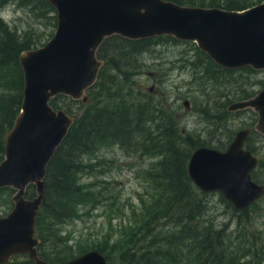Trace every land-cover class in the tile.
Segmentation results:
<instances>
[{
  "label": "water",
  "instance_id": "obj_1",
  "mask_svg": "<svg viewBox=\"0 0 264 264\" xmlns=\"http://www.w3.org/2000/svg\"><path fill=\"white\" fill-rule=\"evenodd\" d=\"M56 10L57 29L43 47L24 51L21 112L6 138L0 163V190L12 188L13 210L0 218V264L28 255L33 264H109L99 251L68 262L40 258L37 217L44 204L48 166L75 118L51 102L67 96L87 104V91L98 80L104 61L98 50L106 38L129 40L169 36L196 43L217 65L231 70L264 71V3L244 11L181 6L166 0H47ZM189 107V102H185ZM251 109L258 114L255 131L264 136V89L254 98L228 106L230 113ZM252 133L244 129L225 151L200 147L192 154L188 174L204 193L220 192L238 212L264 197V185L252 173L259 160L246 149ZM36 186L33 199L27 188Z\"/></svg>",
  "mask_w": 264,
  "mask_h": 264
},
{
  "label": "trees",
  "instance_id": "obj_2",
  "mask_svg": "<svg viewBox=\"0 0 264 264\" xmlns=\"http://www.w3.org/2000/svg\"><path fill=\"white\" fill-rule=\"evenodd\" d=\"M166 1L181 6L221 8L230 11H244L264 3V0ZM11 4L14 7L30 9L31 13L51 14L53 25L57 28L56 10L47 0H0V12ZM157 38L177 41L169 36ZM152 40L153 38L134 41L117 35L106 38L97 53L104 65L97 83L88 90L89 102L83 104L62 95L52 100L54 109H65L69 115L75 117V122L48 166L45 200L37 217L36 234L42 243L46 241L47 235L56 238L57 233L53 231V227L61 220L62 215H76L79 206L91 203L89 193L85 191V187L79 185L78 178L84 171L93 167L85 163L86 156L95 154L101 145L120 144L130 151L152 154L160 161L155 173L150 177L155 184L156 193L152 197L151 206L146 210L148 214L154 213V217L142 228L147 237L144 236L145 241L140 245L136 234L131 233L125 243L120 245L119 253L116 252L117 244L111 248L99 249L109 263L116 264L119 261L121 264H181L187 259L194 264H240V252L235 253L237 251H234V247L226 240L225 227L217 230L204 218L209 210L206 202L209 194L198 189L189 177V161L194 151L200 148L198 143L187 140V148H183L177 124L174 118L166 113V109L153 98L138 101L131 89L132 85L127 83L126 71L122 70L121 75L119 72L113 75L107 71L111 68L118 71L122 59L128 54L134 57L145 52ZM115 41L129 46L126 54L119 52L115 57L114 50L108 51L107 46ZM39 46H44L40 39L32 40L25 34L21 35L0 16V163L5 157L6 138L14 127L23 103L25 84L20 55L24 51L38 49ZM198 51L203 59L198 60L196 65L201 67L200 74L210 81L219 82L222 76L227 75L235 77L236 72H255L251 67L236 70L222 68L207 54ZM122 77L124 80L120 81ZM222 97L226 96H219L221 103H215L212 108L203 110L209 115V122H215L220 115L226 119L231 114L227 105L233 101L230 96L226 100ZM241 97L246 100L252 95L247 90H242ZM61 100H69V105L60 104ZM73 105L77 111L83 110L81 115L74 116ZM215 109L219 116L214 114L211 117L210 113ZM254 134H251L247 141L248 149L252 152L254 149L249 140ZM6 191L14 192L11 188L1 190ZM35 196L36 186L30 185L26 198L32 199ZM222 201L232 206L226 199L222 198ZM49 204L51 209L48 208ZM166 218L172 226L171 234L162 232L166 229ZM41 256L48 262H65V259L49 258L45 254ZM199 261L202 262L198 263Z\"/></svg>",
  "mask_w": 264,
  "mask_h": 264
},
{
  "label": "rangeland",
  "instance_id": "obj_3",
  "mask_svg": "<svg viewBox=\"0 0 264 264\" xmlns=\"http://www.w3.org/2000/svg\"><path fill=\"white\" fill-rule=\"evenodd\" d=\"M0 16L21 35L25 34L32 40L40 39L44 45L52 39L57 29L51 14L31 13L30 9L14 7L12 4L6 6ZM107 49L114 50L116 57L119 52L126 54L129 46L115 41ZM198 50L199 47L193 42L154 37L148 50L134 57L128 54L126 58L119 59L121 65L118 71L112 68L107 71L113 75H121L126 71L127 83L132 85L131 89L138 101L153 98L160 103L166 113L174 118L180 132L181 145L185 149L186 141L193 140L200 147L225 152L239 131L252 129L255 134L249 142L254 149L253 154L259 160L253 179L264 185V136L255 131L258 114L248 109L231 113L225 119L215 109L210 113L211 117L214 114L219 117L215 122H209V115L203 112L215 106V103H221L220 95L226 96L222 97L223 100L230 96L233 102L227 106L244 101L241 99L242 90H247L251 98H254L264 89V71H255L253 74L236 72L235 77L227 75L222 76L219 82L210 81L200 74L201 67L196 65L198 60L203 59ZM123 80L122 77L120 81ZM152 87L153 92L150 91ZM186 101L189 107L185 106ZM60 104L68 106L69 100H61ZM73 106L74 116L81 115L83 110L77 111ZM246 147H249L248 143ZM159 161L152 154L130 151L120 144L101 145L95 154L87 155L85 163L93 167L78 178L79 185L89 193L91 203L79 206L76 215H62L53 227L57 233L56 238L47 235L46 241L39 246L40 256L45 254L49 258L57 257L68 262L104 247L111 248L115 244L116 252L119 253L120 245L125 243L131 233L136 234V240L142 245L144 236L147 237L142 228L154 217V213L148 214L146 210L151 206L152 197L156 193L150 177L155 173ZM14 194L13 191H0V218L6 217L13 210ZM208 194L206 202L209 210L204 218L217 230L225 227L226 240L237 251L235 253L240 252V264H264V197L246 212H238L222 201L225 198L220 192ZM48 208L52 206L49 204ZM172 231L171 223L166 218V229L162 232L171 234ZM27 261H30L27 257L17 256L12 264H26ZM116 264L121 263L117 261ZM181 264L194 263L186 259Z\"/></svg>",
  "mask_w": 264,
  "mask_h": 264
},
{
  "label": "flooded vegetation",
  "instance_id": "obj_4",
  "mask_svg": "<svg viewBox=\"0 0 264 264\" xmlns=\"http://www.w3.org/2000/svg\"><path fill=\"white\" fill-rule=\"evenodd\" d=\"M150 91L153 92V91H154V87H152V88L150 89ZM189 105H190V104H189ZM16 257H17V256H16ZM16 257H14V258L10 261V264L13 263V260H14ZM25 257H27V258L29 259V256H28V255H25ZM29 260H30V259H29ZM33 263H34V261L30 260V261H27L26 264H33Z\"/></svg>",
  "mask_w": 264,
  "mask_h": 264
}]
</instances>
